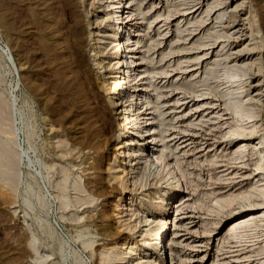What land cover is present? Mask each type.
<instances>
[{
  "label": "rangeland",
  "instance_id": "374dc122",
  "mask_svg": "<svg viewBox=\"0 0 264 264\" xmlns=\"http://www.w3.org/2000/svg\"><path fill=\"white\" fill-rule=\"evenodd\" d=\"M106 1L0 0V264H264V0Z\"/></svg>",
  "mask_w": 264,
  "mask_h": 264
},
{
  "label": "bare ground",
  "instance_id": "6f19581e",
  "mask_svg": "<svg viewBox=\"0 0 264 264\" xmlns=\"http://www.w3.org/2000/svg\"><path fill=\"white\" fill-rule=\"evenodd\" d=\"M105 2H107L106 0H105ZM106 6H108L107 4H106ZM115 7V6H114ZM198 8V7H197ZM196 8V9H197ZM112 9H113V7H112ZM196 9H194L193 11H195ZM122 12H123V9H122ZM188 12H191V11H188ZM188 12H187V14H188ZM118 18V17H117ZM221 18V17H220ZM129 20H131L130 18L129 19H126L125 21H123V19L122 20H115L114 22H118L119 21V23H123L124 22V24L125 23H127V22H129ZM122 31H123V29H122ZM119 42H121V44L119 43ZM115 44V43H114ZM116 45H118L117 47V49L118 50H121V55L120 56H123V52L125 51V48H123V41L122 40H119V41H117V43H116ZM99 52H100V50H98ZM116 55H117V52H116ZM237 55L239 56H241L242 55V53H237ZM96 56L98 57V59H97V64H98V66L99 67H103V64H101V58H100V56L96 53ZM243 56H244V54H243ZM119 61H120V58H117L116 60H115V62L116 63H119ZM124 62L125 63H128V59H124ZM115 64V63H114ZM130 64L128 65V68H129V74H128V78H130L131 77V68H130ZM118 68H121V65L120 66H118ZM99 75V74H98ZM97 76V75H96ZM99 78V77H98ZM127 79V78H126ZM125 79V76H122V77H118V78H116L112 83H111V85L108 87V88H106L105 87V89H106V91H107V93H108V101H109V103H110V105H116V106H119V104L121 103V102H124V101H126V100H122L121 99V97L119 96V94H120V91L122 90V88H123V86L124 85H126V83H127V80ZM96 80H97V78H96ZM232 81V80H231ZM232 82H234V81H232ZM96 83V82H95ZM98 83V82H97ZM102 83V82H101ZM100 83V86H103V84H101ZM120 83H122V86H121V88H120V90H116V86H118ZM97 87H99V85L97 86ZM144 89V88H143ZM231 93V92H230ZM116 96H118V98L116 97ZM135 103H129V104H127L126 106H124V110H125V112H124V114H126L127 112H128V110H127V106H133ZM137 109V105L136 106H134V108H133V112H135V110ZM251 116V115H250ZM250 116H248V117H250ZM253 116V115H252ZM123 117V116H122ZM129 118V115H126V116H124V121H122V122H120L119 124H121V123H124L125 121H126V119H128ZM126 123H129V121H126ZM122 125V124H121ZM241 128H238V126L237 127H234V129L232 128V133H241V131H242V129L240 130ZM242 134V133H241ZM261 138H263V137H261ZM261 140V139H260ZM263 141V140H262ZM259 143H261V142H259ZM264 143V142H263ZM260 148V149H259ZM258 152H259V159L257 160V163H256V165H255V167H256V171H255V174H259L261 177L260 178H258V180H262V181H264V144H262V145H260L259 147H258ZM129 153V152H128ZM138 157L139 158H142L143 157V155H138ZM152 164L154 165V162L152 161ZM172 177H175V175H173ZM178 181V180H177ZM178 183H179V181H178ZM255 191V192H254ZM254 193H253V195H252V193H251V195L253 196V198H252V200H248L249 201V204L247 205V206H244L243 208L244 209H254V208H264V182H262V183H259L258 184V187H256L255 189H254ZM248 198L247 199H249V196H247ZM226 202H228V201H226ZM232 202V201H231ZM230 203V201L227 203V204H229ZM243 208H242V210H243ZM239 212H241V210H239ZM256 213H258V212H256V211H249V212H247V213H245V214H243V215H240V216H238V217H236L235 219H233V220H231L230 222H229V224H230V226H229V228L228 229H231V231H232V233H234L235 232V230H236V228H238V227H240V226H242L241 224H243V222H246V220H248V219H250V218H253L254 216H255V214ZM170 223V222H169ZM173 223V225H175V223H176V221H174V222H172ZM244 224H246V223H244ZM243 224V225H244ZM247 224H248V222H247ZM246 224V225H247ZM245 226V225H244ZM246 227V226H245ZM163 233L164 232H161V231H159L158 233H157V239L156 238H153L152 239V241H148L147 242V244L148 245H150L152 248H156V252H157V254H158V256L160 255L161 256V254H162V256L163 255H166V249H165V244H164V242H163V240H164V236H163ZM231 233V234H232ZM231 236V235H230ZM235 237V236H234ZM236 241V240H235ZM132 244V243H131ZM131 246V245H130ZM126 252V254H129V256H131V254H134L133 253V251H132V249L129 247L128 248V250L127 251H125ZM125 254V255H126ZM122 257V256H121ZM124 258H126V257H124ZM164 258V257H163ZM251 260H253L252 258H251Z\"/></svg>",
  "mask_w": 264,
  "mask_h": 264
}]
</instances>
